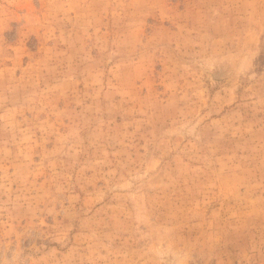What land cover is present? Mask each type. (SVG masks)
<instances>
[{
    "label": "rangeland",
    "instance_id": "374dc122",
    "mask_svg": "<svg viewBox=\"0 0 264 264\" xmlns=\"http://www.w3.org/2000/svg\"><path fill=\"white\" fill-rule=\"evenodd\" d=\"M0 264H264V0H0Z\"/></svg>",
    "mask_w": 264,
    "mask_h": 264
}]
</instances>
